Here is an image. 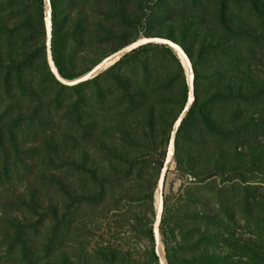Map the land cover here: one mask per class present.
I'll return each instance as SVG.
<instances>
[{
	"label": "rangeland",
	"instance_id": "obj_1",
	"mask_svg": "<svg viewBox=\"0 0 264 264\" xmlns=\"http://www.w3.org/2000/svg\"><path fill=\"white\" fill-rule=\"evenodd\" d=\"M52 14L62 37L66 70L75 76L66 80L60 75L69 83L128 46L153 37L180 46L190 60L191 73L171 49L172 54L151 52L120 64L119 60L113 69L82 86L60 88L79 84L60 83L49 66L47 30ZM235 34H248L254 40L247 58L252 63L249 81L258 89L256 84L264 83V0H42V4L0 0V126L10 122L8 98L14 86L7 76L17 68L23 70L21 85L27 90L30 80L46 81V90L30 87L37 98L61 94L74 105V114L66 115L72 134L60 128L35 144L19 137L16 147L7 136L3 141L6 164L0 168H15V175L0 192V206L30 202L40 168H46L49 160L60 168L52 195L43 199V205L52 206L58 215V248L50 263L38 264H208L211 256L220 264L224 259L228 264H264V258L259 263L249 261L255 231L244 214L225 221L213 244L206 227L184 220L189 213L196 218L216 217L217 205L206 208L200 198L195 199L194 209L185 212L196 180L210 178L222 184L228 172L235 171L230 178L241 172L242 180L248 181L244 186L263 182L264 140L250 139L244 149L221 153L195 150L192 143L198 138L188 135L187 129L178 143L173 139L190 100V77L194 97L196 87L201 92L204 88L203 47L231 46L238 40ZM235 48L242 49L240 44ZM235 79L240 81V74ZM249 118L264 124L263 113L252 111ZM29 163L35 172L25 180L22 168ZM12 219L23 221L24 215L0 207V264H22L20 250L7 247ZM258 255L264 257V252Z\"/></svg>",
	"mask_w": 264,
	"mask_h": 264
},
{
	"label": "trees",
	"instance_id": "obj_2",
	"mask_svg": "<svg viewBox=\"0 0 264 264\" xmlns=\"http://www.w3.org/2000/svg\"><path fill=\"white\" fill-rule=\"evenodd\" d=\"M39 1L42 4V0ZM51 21L53 27L51 42L55 66L64 79L73 80L75 76L67 72L61 54L62 37L58 31L54 14L51 16ZM234 37L238 40L231 46L222 48L219 44H209L203 47L201 57L206 65L204 88L201 92L196 87L193 103L176 133V143L185 129L188 130L190 136L196 134L198 140L193 142L192 146L197 151H220L221 153L236 151L238 148H246L250 139L264 140V124L254 120L250 121L249 118L252 111L264 114V83L258 86L255 81L258 89H254V84L252 86L249 81L252 63L248 58H250L254 40L248 34L244 36L235 34ZM239 44L242 47L241 50L235 48ZM235 51L239 52L234 56ZM151 52L173 53L169 47L164 45H145L125 55L118 64L130 58L138 59L141 55ZM33 62H37L35 57ZM22 72L23 70L17 68L13 75L7 76V80L14 87L8 98L10 122L0 126V165L5 163L6 158V154L2 152L5 136L9 143L15 146L19 137L30 144H35L41 136H51L60 128L67 133L74 132L70 122L66 121L74 114V105L70 106V98L62 99L61 94L54 96L48 94L43 98H37L36 91L31 94L30 87L44 88L46 81L35 83L34 80H30L27 90L25 84L21 85ZM239 74L241 80L237 81L235 78ZM82 85L58 86L63 89H74ZM62 113L63 117L60 119ZM66 115H68L67 118ZM168 143L169 139L166 138L165 147ZM24 167L22 169L27 175L24 179L31 180L35 168L30 163ZM14 169L7 165L0 168V192L7 187V183L13 180L11 177L15 175ZM59 169L52 160H49L47 167L40 168L38 177L33 180L36 189H34L30 202H4L0 206L3 212L24 215L23 221L12 219L9 222L7 234V247L12 252L20 250L19 261L22 264H38L40 260L50 263L58 248V215L55 208L43 205V199L52 195ZM228 173L229 178L222 180V184H217L216 179L210 178L194 181L197 184L191 193L192 198H189L184 206L185 212H188L197 206L195 199L200 198L204 201L206 208L217 205L218 210H214L216 217L205 215L196 218L189 213L184 220L192 226L199 223L206 227L207 232L213 234L209 238L213 244L216 241L215 234L220 231L225 221L232 219L234 221L244 214L243 219H246L255 231L254 242L250 249L252 256L249 261L259 263L264 258L258 255L260 251L264 252V179L260 184L252 182L244 186V183L248 181L242 180L241 172H238L237 176L232 179L230 176L236 172ZM214 176L218 178L219 174H213L212 177ZM154 255L156 257L155 253ZM40 256L41 259L38 258ZM208 262V264H220L215 256L209 257ZM222 264H228V259H224Z\"/></svg>",
	"mask_w": 264,
	"mask_h": 264
},
{
	"label": "water",
	"instance_id": "obj_3",
	"mask_svg": "<svg viewBox=\"0 0 264 264\" xmlns=\"http://www.w3.org/2000/svg\"><path fill=\"white\" fill-rule=\"evenodd\" d=\"M47 31H48L47 35H48V62H49V66L51 68L52 73L56 77V79L62 84L76 85V84H80V83L85 82V81H90V80L96 78L98 75H100L102 71L109 70L112 66L115 65V63L117 61H119L121 58H123L128 53L138 49L139 47L145 46V45H164V46L169 47L173 51L177 52V54H179L184 59L188 69L190 68V73H191L190 60H189L187 54L185 53V51L180 46L170 42L169 40L158 38V37H153V38H147V39L140 40L139 42L128 46L127 48L123 49L122 51L118 52L117 54H115V55L107 58L106 60H104L98 67H96L93 71L89 72L88 74H86L85 76L80 78L79 80H75V81H72L71 83H69L68 81L64 80L60 76V74L58 73V71H57V69L53 63V60H52V52H51L52 21H51V16L48 17V30ZM189 93H190L189 103L185 107L183 113L181 114V116L178 120V123L176 124V126L174 128L173 139H175L178 128L180 127L183 119L186 117V115H187V113H188V111H189V109L193 103V100H194V85H193L192 77H190V79H189ZM169 158H170V154H168V156H167V159L165 162L166 164H167V161L169 160ZM165 174H166V168H163L162 174H161V177L159 180L160 200H162V198H163V191H164V185H165ZM161 213H162V205L160 204V207L158 208V220H160ZM155 238H156V241H158V228L155 229Z\"/></svg>",
	"mask_w": 264,
	"mask_h": 264
},
{
	"label": "bare ground",
	"instance_id": "obj_4",
	"mask_svg": "<svg viewBox=\"0 0 264 264\" xmlns=\"http://www.w3.org/2000/svg\"><path fill=\"white\" fill-rule=\"evenodd\" d=\"M160 254H161V257L163 258L161 250H160Z\"/></svg>",
	"mask_w": 264,
	"mask_h": 264
}]
</instances>
